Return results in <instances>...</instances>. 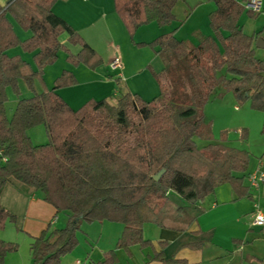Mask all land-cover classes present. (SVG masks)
Returning a JSON list of instances; mask_svg holds the SVG:
<instances>
[{"label": "trees", "instance_id": "obj_1", "mask_svg": "<svg viewBox=\"0 0 264 264\" xmlns=\"http://www.w3.org/2000/svg\"><path fill=\"white\" fill-rule=\"evenodd\" d=\"M56 1L0 4V193L15 180L39 191L56 212L67 211L64 227L52 228L49 223L32 237V264H61V257L77 246L82 222H119L123 229L116 248L134 244L145 248L150 245L143 235L145 223L187 231L204 212L203 199L219 184H229L238 198L249 196L244 184L248 152L222 142L224 133L214 138L204 107L221 87L262 112L264 134V55L257 57L254 47L260 31L247 34L239 23L244 11L259 12L246 10L236 0H212L211 35L192 45L171 31L148 42L162 60V68L153 71L157 96L144 100L124 92L114 103L91 98L72 108L57 92L76 83L71 71L62 70L52 87L41 92L35 91L34 80L44 82V68L57 59L60 49L67 52L69 62L89 68L100 65L102 57L52 11ZM178 1L113 0V4L132 37L144 24L163 26L175 20ZM10 17L31 35L21 40ZM62 33L70 44L80 46L76 54L60 42ZM18 45L32 53L36 69L20 55L7 53ZM222 68L225 74H219ZM21 79L32 94L19 98L8 117L7 90L19 95ZM39 124L48 141L34 144L27 130ZM15 219L0 205V229ZM17 248L16 243L0 239V263ZM162 258V252L151 257ZM116 261L112 249L103 260L90 264Z\"/></svg>", "mask_w": 264, "mask_h": 264}, {"label": "crops", "instance_id": "obj_2", "mask_svg": "<svg viewBox=\"0 0 264 264\" xmlns=\"http://www.w3.org/2000/svg\"><path fill=\"white\" fill-rule=\"evenodd\" d=\"M6 1L2 0L0 4H4ZM258 1L261 4V0ZM57 2L58 0L52 6V11L64 18L96 51L98 45L105 42V39L102 38V30H112V28L115 30L116 39L120 41L116 43V47L120 50L117 52L116 48L111 60L105 62L103 58L105 63L103 62L101 67L105 66L104 73H108V71L116 73L119 84L121 82L126 84L131 78L139 75L144 68L149 67H132L126 60L124 51L121 49L122 45H126L124 25L111 5L112 0H82L87 3L81 8L78 7L79 1L72 0L71 3L67 1L59 6H57ZM10 20L17 35L14 22L18 23L12 17ZM154 23L147 24L149 30L156 33V27H150ZM158 29L160 28L158 27ZM67 37L66 33H62L59 40L71 53L76 54L80 46L70 44ZM260 52H263L264 55V48H255L256 55ZM20 56L22 57V55ZM115 56L119 58L121 65L119 68L112 69L110 63ZM89 74H92L91 71H86L85 75L90 76ZM93 75H98V73L94 72ZM77 83H79L78 80ZM77 83L73 86H76ZM222 91L221 88L217 96H223ZM261 120L263 123V117ZM32 128L27 130V134L33 142V137L41 138V131ZM244 133L246 134V130ZM258 140L255 144L248 140L246 144L250 151L256 153L253 154L255 159L249 158L245 172L244 184L248 187L249 196L238 198L229 184L227 186L221 183L212 194L203 199L201 203L205 210L187 231L176 232L157 227L152 223H145L143 235L150 241V245L145 248L138 244L128 248H116L117 239L123 229V225L119 222L101 221L90 224L82 222L80 230L76 234L78 244L72 252L61 257V264H74L77 259L85 260L89 264L98 262L103 260L107 251L112 249L115 250L117 256L115 264H261V260L264 259V225H253L252 221L256 209L260 210L264 216V177L256 187L251 186L247 178L257 168L264 171V134L260 133ZM249 150L248 152H250ZM38 192L15 180L8 182L3 187L0 193V205L14 214L16 221L14 223L6 222L5 227L0 229V239L17 243L25 239V246L22 247L19 243L18 251L8 253L0 264H32L30 252L32 237L37 236L45 228L46 223L51 225L56 223L55 208L44 201L42 194ZM195 242H201V245L195 248L188 246ZM156 252H162V260L151 259ZM171 259H181L184 262H172Z\"/></svg>", "mask_w": 264, "mask_h": 264}, {"label": "rangeland", "instance_id": "obj_3", "mask_svg": "<svg viewBox=\"0 0 264 264\" xmlns=\"http://www.w3.org/2000/svg\"><path fill=\"white\" fill-rule=\"evenodd\" d=\"M67 1H70L71 3L72 0H58L57 6L62 5ZM77 1H79L78 7L80 8L85 6L87 3L82 2V0H75V2ZM236 1L241 2L244 6L249 0ZM111 5L114 7L113 0ZM214 8L215 4L212 0H179L175 4L174 8V13L176 15L175 20L163 26L156 25L155 23L151 24L153 26L150 27H156V33L149 30L150 28H148L149 26L146 24L144 26H140L131 37L124 27V33L126 35V40L124 42L126 45H122L123 47L121 49L124 51L126 60L130 65H132V67L149 66L147 69L144 68L139 75H136V77L127 81L126 84H124L125 82H121L119 84L117 82L118 77L116 76V73H110V71H108V73H104L105 66L101 67L106 60H111L113 58V52L116 51V48L118 49L117 52L120 50V48L116 47V43H119L120 41L116 39L117 35L115 30L113 28L112 30L102 28V38L105 39V42L100 46L98 45L97 49V52L102 57V63L100 65L95 68H89L83 64L75 65L67 60V52L64 49H60L57 59L44 68V82L37 79L34 80V89L37 92H41L45 88H51L54 79L62 72V70L66 69L71 71L73 74L75 73L76 83L77 80L79 83H77L76 86H73L76 84L75 83L71 86L59 88L57 92L65 101H73L71 103L67 102L71 107L78 108L91 98H106L114 103L119 94L124 92L135 93L144 100H151L159 94V87L153 76V71H159L162 68V60L156 54L154 48L148 44V42L152 41L161 33L173 31L177 38L186 40L192 45L197 44L201 37L212 34L208 21V14ZM55 10H57V8H55ZM239 23L243 26V30L247 34L260 31L257 39L264 41V0H261L258 14L250 15L244 11L239 18ZM14 24L16 25L17 35L20 39L26 38L30 35L29 30L23 29L15 22ZM158 27L160 29H158ZM256 42L254 46H256ZM255 48L258 49L257 47ZM7 53L9 55H22L23 59L28 61L33 69H36L32 53L24 51L20 45L10 48ZM256 56L261 58L263 56V52H260ZM103 58L105 62L103 61ZM86 71H91L92 74H89L90 76L85 75ZM94 72H96V74L98 73V75H93ZM100 72H102L101 75H99ZM225 73V68L219 70V74ZM19 88V95L14 94L9 88L7 90L8 99L5 103V110L8 116L12 114L15 104L19 98L28 97L32 94V90L28 88L27 84L22 79L19 81ZM220 89L221 87L216 90V94L211 97L209 103L204 107L205 121L211 123L212 133L216 139L220 138L221 134L224 133V139L222 142L248 152L249 149L246 147L247 141L249 140L250 143L255 144V142L259 139V134L262 133L261 117H263V114L262 112L251 108L248 100L241 102L238 101L232 92L223 90V96H217V92L220 91ZM115 92L118 93L114 94ZM245 111L248 113L246 114ZM32 129H39V131H41V138L39 137V139H36L33 137V142L35 144H42L48 141L45 128L42 124L33 126ZM245 130L246 134L244 133ZM198 143L202 145L205 142L198 140ZM253 154L256 153H253V151L248 152L250 159H255ZM223 184L228 186L226 183ZM55 215L57 218L56 223L50 226L52 228L64 227L67 220V211H59L55 213ZM95 222L98 221L85 223L90 224ZM47 225L48 223H46L44 227L46 228ZM14 243L17 245L20 243L21 246L24 247L25 239L19 241V243ZM18 248L16 251H18Z\"/></svg>", "mask_w": 264, "mask_h": 264}, {"label": "built area", "instance_id": "obj_4", "mask_svg": "<svg viewBox=\"0 0 264 264\" xmlns=\"http://www.w3.org/2000/svg\"><path fill=\"white\" fill-rule=\"evenodd\" d=\"M245 8L253 10V11H259L260 8V3L258 0H249L248 2L245 3ZM120 60L118 57H114V59L111 61L110 66L115 69L120 67ZM264 177V171H261V169L257 168L256 171L253 173H250L248 175V181L251 186L256 187L259 185V182L263 179ZM253 225H264V216L260 212V210L256 209L253 215ZM74 264H89L87 261L82 260V259H77Z\"/></svg>", "mask_w": 264, "mask_h": 264}, {"label": "water", "instance_id": "obj_5", "mask_svg": "<svg viewBox=\"0 0 264 264\" xmlns=\"http://www.w3.org/2000/svg\"><path fill=\"white\" fill-rule=\"evenodd\" d=\"M261 43V45H260ZM256 46L258 48H264V42L261 39H257ZM161 173L157 174L154 178L157 179Z\"/></svg>", "mask_w": 264, "mask_h": 264}, {"label": "clouds", "instance_id": "obj_6", "mask_svg": "<svg viewBox=\"0 0 264 264\" xmlns=\"http://www.w3.org/2000/svg\"><path fill=\"white\" fill-rule=\"evenodd\" d=\"M0 2H2V0H0Z\"/></svg>", "mask_w": 264, "mask_h": 264}]
</instances>
